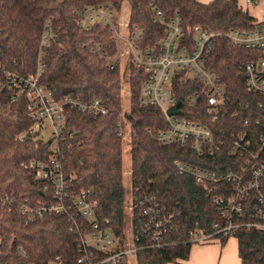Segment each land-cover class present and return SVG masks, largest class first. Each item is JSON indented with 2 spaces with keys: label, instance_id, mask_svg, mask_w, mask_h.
Wrapping results in <instances>:
<instances>
[{
  "label": "trees",
  "instance_id": "1",
  "mask_svg": "<svg viewBox=\"0 0 264 264\" xmlns=\"http://www.w3.org/2000/svg\"><path fill=\"white\" fill-rule=\"evenodd\" d=\"M123 1L0 0V61L24 75L34 73L44 26L52 21L57 37L45 51L46 70L42 84L53 92L56 99L73 93L83 100L99 97L109 108L105 117L65 109L73 136L60 141V148L64 169L73 178V193L76 195L84 189L94 191L102 217L110 220L124 245L128 228L124 137L119 134L118 124L128 103L134 119L130 138L132 191L139 188L154 191L165 204L180 212L177 219L180 228L167 236L168 245L142 248L137 244L139 250L135 253V264L187 261L193 245L192 232L213 233L215 224H244L250 220L252 203L247 205V212L242 216H223L207 187L198 184L191 176L179 174L174 162L184 160L223 171L230 158L226 153L222 157L221 153L214 157L199 155L190 146L165 145L158 141L157 134L166 129L168 123L160 108L142 107L140 104L147 74L143 69L129 66L125 97L121 66L109 68L107 59L92 51L94 43L105 51L107 57H113L117 53V45L107 26L99 24L91 31H82L77 23V13L100 3H109L120 10ZM238 3L239 0H132L130 24L146 30L145 45L150 46H156L165 32L163 25L153 21L155 8L167 19L178 12L186 33L196 25L212 32L255 29L257 19L241 9ZM255 58L256 52L238 49L225 37L216 40L210 66L221 76L233 98V105L238 109L237 115L217 122L206 117L204 124L216 137L249 131L258 135L262 132V127L255 123L260 117L257 101L261 96L246 90L245 74L241 68L243 62ZM13 95L0 87V263L48 264L55 256H60L65 264H73L79 256V235L72 231L71 220L67 216L49 214L44 219L28 222L20 211L23 204L36 207L53 202L54 197L46 189L47 182L38 178L36 171L28 166L31 160L46 159L50 144L42 140L19 139V135L34 125V121L27 111L28 100L21 97L12 102ZM240 102L242 106L238 107ZM185 110L182 115L195 120H199L197 113L204 115L202 107H185ZM234 236L238 240L243 264H264L263 230L244 225ZM227 240L228 237L220 238L221 245L225 246ZM19 247L26 250L27 257L17 253ZM120 264L132 263L127 259Z\"/></svg>",
  "mask_w": 264,
  "mask_h": 264
},
{
  "label": "built area",
  "instance_id": "2",
  "mask_svg": "<svg viewBox=\"0 0 264 264\" xmlns=\"http://www.w3.org/2000/svg\"><path fill=\"white\" fill-rule=\"evenodd\" d=\"M238 4L244 11L252 7L264 11V0H239ZM118 11L109 3H100L87 6L77 13V23L82 31H91L99 24L107 26L117 45V53L113 57H107L105 51L94 43L92 51L106 58L111 69L121 66L123 57L128 56L129 66L143 69L147 74L140 104L142 107L160 108L168 123V127L157 134L158 141L165 145L190 146L199 155L214 157L221 153L222 157L226 153V157L230 158L223 171L184 160L174 162L179 174L191 176L198 184L207 187L208 194L223 216H242L247 212V205L252 203L248 222L215 224L213 233L192 232L191 242L234 236L244 225L264 231V29L256 27L251 31L232 29L212 32L196 25L186 33L178 12L167 19L155 8L153 21L163 25L165 32L156 46H150L145 45L146 30L130 22L129 37L121 35L119 27L112 20ZM56 37L52 21L49 20L40 40L34 73L24 75L0 61V87L14 94L12 102L25 97L29 117L34 121L33 126L19 135V139L42 140L50 144L46 159L31 160L28 166L36 171L38 178L47 182L46 189L52 192L54 201L36 207L23 204L20 211L28 222L44 219L49 214L67 216L72 222V231L79 235V256L73 264H120L127 259L135 264V253L139 250L137 244H141L142 248L168 245L167 236L180 228L177 221L180 212L165 204L154 191L140 188L132 191V199L125 202L128 228L123 245L110 220L102 217L94 191L84 189L76 195L73 193V178L64 169L60 148V141L73 136L65 109L105 117L109 114V108L99 97L83 100L73 93L56 99L53 92L42 84L46 70L45 51ZM219 37L227 38L238 49L257 54V58L243 62L241 68L245 74L246 90L261 96L257 101L260 117L255 121L256 125L262 127L258 135L249 131L216 137L212 129L204 124L206 117L217 122L238 113L226 84L210 66ZM124 90L128 93L127 89ZM181 103H184L183 110ZM241 106L240 102L238 107ZM175 107H178V112L169 114ZM185 107H202L204 115L197 113L199 120L183 116ZM122 124L121 119L118 131L124 137ZM17 253L27 257L26 250L21 247L17 248ZM48 264L65 262L62 257L55 256Z\"/></svg>",
  "mask_w": 264,
  "mask_h": 264
},
{
  "label": "rangeland",
  "instance_id": "3",
  "mask_svg": "<svg viewBox=\"0 0 264 264\" xmlns=\"http://www.w3.org/2000/svg\"><path fill=\"white\" fill-rule=\"evenodd\" d=\"M202 2H210L212 0H201ZM243 1V0H242ZM132 7V0H124L121 6V9L114 14L112 17L113 22L116 26L119 27L120 33L125 38L129 37V22H130V11ZM249 12L255 15L257 19V27L259 29H264V15L262 11L257 8L249 9ZM129 65L130 60L128 56H124L122 59V74L124 80L123 93L125 97L127 96V92L124 89H128L129 84ZM123 122V130H124V149H123V169H124V190H125V198L126 201H130L132 199V180L130 176L131 172V144L130 138L131 133L134 129V119L130 115L128 103L124 108V114L122 116ZM237 239L235 236L231 235L228 237L227 244L225 246L221 245V242L217 238L208 239L206 241L195 242L192 245V254L188 261H178L176 263L171 264H196V262H211L213 258H219L222 254V250L230 245L233 248L234 259L237 264H241L239 262L238 254H237ZM218 249L216 251L215 249ZM206 251L203 253L202 251ZM132 259V257H131Z\"/></svg>",
  "mask_w": 264,
  "mask_h": 264
},
{
  "label": "crops",
  "instance_id": "4",
  "mask_svg": "<svg viewBox=\"0 0 264 264\" xmlns=\"http://www.w3.org/2000/svg\"><path fill=\"white\" fill-rule=\"evenodd\" d=\"M252 8H254V7H252ZM256 8L259 9L260 11H262V13L264 15V11L261 8H259V7H256ZM249 9H251V8H249ZM249 9L247 10L248 12H249ZM251 15H253V14H251ZM253 16L255 17V15H253ZM236 242H237V254H238L239 262L241 264H243L241 259H240V257H239L238 240ZM215 250L218 251L217 248ZM202 252L205 253L206 251L203 250ZM191 254H192V249H191V253H190L189 259L191 257ZM196 264H237V262L234 259L233 248L230 247V245H229L228 247H226L225 249L222 250V254H221V256L218 259L217 258H215V259L213 258V260L211 262H196Z\"/></svg>",
  "mask_w": 264,
  "mask_h": 264
},
{
  "label": "water",
  "instance_id": "5",
  "mask_svg": "<svg viewBox=\"0 0 264 264\" xmlns=\"http://www.w3.org/2000/svg\"><path fill=\"white\" fill-rule=\"evenodd\" d=\"M178 107H175L173 108L172 110L169 111V114H172V113H177L178 111Z\"/></svg>",
  "mask_w": 264,
  "mask_h": 264
}]
</instances>
